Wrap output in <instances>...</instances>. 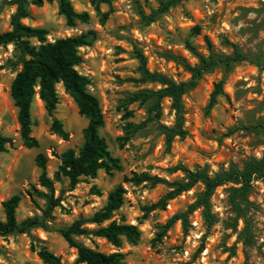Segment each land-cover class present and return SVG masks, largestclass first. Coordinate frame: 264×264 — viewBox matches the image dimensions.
<instances>
[{"label": "rangeland", "instance_id": "374dc122", "mask_svg": "<svg viewBox=\"0 0 264 264\" xmlns=\"http://www.w3.org/2000/svg\"><path fill=\"white\" fill-rule=\"evenodd\" d=\"M9 1L0 0V34L11 29V16L16 11ZM28 1L30 16L23 23L45 29L50 42L89 31L96 33L93 44L81 48L84 62L77 70L89 79L88 90L100 101L105 120L101 136L112 156L121 161L122 170L112 175L100 171L96 178L82 177L75 188H70L66 178L55 181V196L61 202L53 213L51 229H36L32 236L0 239V264H46L39 257L41 249L59 257L64 264H76L77 251L59 230L103 208L119 184L126 189L125 202L113 220L137 226L141 231L139 242L131 245L125 241L121 248L101 238L78 237L79 242L103 253H122L128 264H264V182H254L249 195L250 231L246 235L241 236L245 224L237 220L229 199L231 185H226L218 188L211 200L214 225H208L202 209H197L188 216L186 230L177 222L162 239L158 237L161 227L195 203L202 185L169 201L165 208L157 206L148 211L169 191L168 186L125 182L126 178L143 173L172 182L183 177L182 172H170L177 166L192 170L208 166L211 172H218L231 165L242 167L248 159L264 155V132L256 130L264 122V0H183L151 24L143 21L140 12L149 15L163 0H110V4L100 7V12L89 0H71L77 12L89 15L87 22H78L75 27L67 25L56 1L42 0L41 5L36 0ZM195 26L201 28V35L192 41L203 54L208 55L204 40L207 36L216 52L231 55V43L255 62H240L231 70L218 68L203 76L184 97L185 129L189 135L184 140L176 138L171 148L165 145L158 128L174 124L168 99L163 102L158 123L128 132L129 127L146 120L145 110L138 103H128L129 95L160 88L134 82L140 77L139 55L145 57L151 72L165 74L177 82L190 80L191 75L166 54L179 55L195 65L197 59L183 43ZM33 43L38 44L36 40ZM19 57L14 44L0 45V134L14 140L0 154V219L5 217L3 202L20 195L17 218L23 221L41 216L40 209L46 204L36 193L45 192L39 182L41 171L36 156L42 153L47 157V172L54 178L62 154L71 149L78 151L82 146L88 120L79 114L75 102L59 84V103L52 116L37 99L39 96L35 97L32 135L38 139L39 147H24L18 110L10 96L12 81L22 68ZM221 81L225 94L209 109L215 84ZM55 119L62 124L66 138L53 133Z\"/></svg>", "mask_w": 264, "mask_h": 264}, {"label": "trees", "instance_id": "16d2710c", "mask_svg": "<svg viewBox=\"0 0 264 264\" xmlns=\"http://www.w3.org/2000/svg\"><path fill=\"white\" fill-rule=\"evenodd\" d=\"M56 1L59 14L64 17L70 27H75L78 22H87V12L79 13L74 9L71 0H47ZM91 5L100 12V7L110 4V0H89ZM183 0H163L156 10L149 15L140 12L141 18L147 24L157 21L162 15L176 7ZM37 5L42 0H36ZM9 5L16 7L11 16V29L0 34V45L14 44L20 52L19 64L22 66L20 72L12 81L10 96L14 106L17 108V120L19 124L20 139L24 147L35 149L39 147V141L32 135V106L38 95L43 102L49 115H53L59 103L57 85L62 84L66 93L75 102L79 114L88 120L87 127L83 130L84 142L78 151L68 150L61 156V165L58 167L54 178L47 172V157L40 153L36 156V165L40 169V185L45 192L36 191L45 201V207L41 208V216L28 217L23 221L17 218V210L21 203V196L14 195L4 201V219H0V239L12 235L26 234L32 236L36 229L49 231L50 222L55 209L60 205L61 199L55 196V181L68 180L70 188H75L82 177L96 178L100 171L108 175L121 171L122 165L118 158L112 156L106 139L101 136V129L105 126V120L99 99L88 90L89 79L80 74L77 68L84 62L80 52L81 48L90 46L96 40V33L89 31L76 36L65 37L48 41V32L43 28L27 26L23 20L30 16L28 0H10ZM201 35V28L195 26L191 33L184 39L185 49L197 59L195 65L179 55L167 53L166 57L180 64L185 71L191 75L188 81L177 82L165 74L151 72L147 68L146 59L139 55V79L134 82L142 84H156L159 89H142L129 95L128 103H138L146 113V120L138 125L129 127L128 132H137L146 128L148 124L158 123L163 115V102H171L170 110L174 113L173 126L159 125V130L164 136L165 145L171 148L176 138L184 140L189 133L185 129V104L184 97L195 89L204 75L218 68L231 70L235 64L250 61L254 58L241 51L234 44H230L233 53L223 54L214 50V46L207 36L204 40L207 45L208 55L199 51L193 43L192 38ZM36 40L38 44H34ZM224 93V82L215 84L211 94L209 109L217 105L218 100ZM261 129V130H259ZM259 132H264V122L256 127ZM52 131L60 137L66 138L62 124L58 120L52 123ZM14 144L11 137L0 134V154L7 151ZM172 174L182 172L183 177L176 181H166L143 173L135 175L133 179H125V182H133L141 185L146 182L153 184L164 183L169 191L161 198L157 205L149 208L153 210L157 206L165 208L169 201L176 199L183 193L191 191L196 185L201 184L203 190L198 194L197 200L190 205L186 212L173 216L164 226L158 237L162 239L177 222H181L187 229L188 216L197 209H202L203 216L208 225L216 222L211 210V200L216 190L222 186L231 185L229 188V199L237 220H243L245 227L241 236L249 233L250 208L249 195L256 181L264 182V155L261 158L248 159L242 167L231 165L227 169L211 172L208 166L189 169L177 166L170 170ZM126 189L122 184L117 185L109 194L106 205L88 217H80L71 225L59 230V233L71 248L76 249V264H128L124 255L119 252L103 253L77 240L78 237L105 239L115 248H121L126 241L136 245L141 238V231L135 225L120 224L113 220L115 214L124 205ZM93 226V228H91ZM39 257L46 264H64L61 259L46 249L39 251Z\"/></svg>", "mask_w": 264, "mask_h": 264}, {"label": "bare ground", "instance_id": "6f19581e", "mask_svg": "<svg viewBox=\"0 0 264 264\" xmlns=\"http://www.w3.org/2000/svg\"><path fill=\"white\" fill-rule=\"evenodd\" d=\"M38 100H40L38 97H37Z\"/></svg>", "mask_w": 264, "mask_h": 264}]
</instances>
